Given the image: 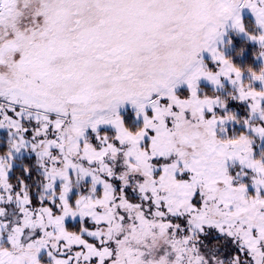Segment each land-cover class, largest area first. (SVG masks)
<instances>
[{
  "label": "snow or ice",
  "instance_id": "1",
  "mask_svg": "<svg viewBox=\"0 0 264 264\" xmlns=\"http://www.w3.org/2000/svg\"><path fill=\"white\" fill-rule=\"evenodd\" d=\"M229 30L264 59V0H0V264H264Z\"/></svg>",
  "mask_w": 264,
  "mask_h": 264
},
{
  "label": "trees",
  "instance_id": "2",
  "mask_svg": "<svg viewBox=\"0 0 264 264\" xmlns=\"http://www.w3.org/2000/svg\"><path fill=\"white\" fill-rule=\"evenodd\" d=\"M232 40L234 42L233 45L224 49L225 55L231 58L233 63L241 69L251 67L253 70L258 71L262 65L257 63L254 58L257 46L253 45L251 42H247V39L243 37H234ZM240 45H246V50L243 55H236L237 48ZM204 88L208 89V87ZM261 148H264V144H260L257 151L259 152Z\"/></svg>",
  "mask_w": 264,
  "mask_h": 264
},
{
  "label": "rangeland",
  "instance_id": "3",
  "mask_svg": "<svg viewBox=\"0 0 264 264\" xmlns=\"http://www.w3.org/2000/svg\"><path fill=\"white\" fill-rule=\"evenodd\" d=\"M242 15H243V17L246 20H252L253 19L252 14L247 9H245V10L242 11ZM234 37H243V38H246L243 34H236V33H234V32H232V31L229 30L226 39H233ZM252 44L255 45L254 43H252ZM254 58H255V61L257 63H260L262 65V67H264V59H258V58H256L255 55H254ZM201 87H203V88L204 87H208L209 88V85H207V83H205V82H201ZM255 87L260 88L261 87L260 83L257 82L255 84ZM229 107H230V109L232 111L237 112L239 115H243V113H244V105H242V104H238V103L233 102L232 104H230Z\"/></svg>",
  "mask_w": 264,
  "mask_h": 264
}]
</instances>
